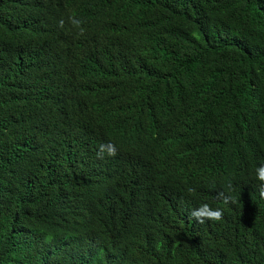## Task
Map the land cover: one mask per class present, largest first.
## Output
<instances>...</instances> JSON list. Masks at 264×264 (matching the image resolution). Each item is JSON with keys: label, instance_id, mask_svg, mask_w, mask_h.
<instances>
[{"label": "trees", "instance_id": "obj_1", "mask_svg": "<svg viewBox=\"0 0 264 264\" xmlns=\"http://www.w3.org/2000/svg\"><path fill=\"white\" fill-rule=\"evenodd\" d=\"M261 163L264 0H0V264H264Z\"/></svg>", "mask_w": 264, "mask_h": 264}, {"label": "clouds", "instance_id": "obj_2", "mask_svg": "<svg viewBox=\"0 0 264 264\" xmlns=\"http://www.w3.org/2000/svg\"><path fill=\"white\" fill-rule=\"evenodd\" d=\"M71 24L79 29V34L82 35L84 33V28L81 27L82 21L73 17H69ZM60 27L64 26V20L61 19L58 22ZM105 153L108 156H114L117 153V147L114 143L108 142L106 144H101L99 146V150L96 155L98 158L103 159ZM255 179H257L260 183L257 185V189L259 192V196L264 198V163H261L259 166L255 168ZM187 191L189 193L195 192L194 188H188ZM233 191L232 182L229 180L221 190L217 192V198L222 199L225 204H236V199L231 195ZM223 209L222 208H212L209 204L203 203L198 207L193 208L190 212V218L195 219L196 222L203 224L205 221H221L223 219Z\"/></svg>", "mask_w": 264, "mask_h": 264}]
</instances>
